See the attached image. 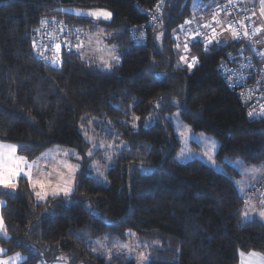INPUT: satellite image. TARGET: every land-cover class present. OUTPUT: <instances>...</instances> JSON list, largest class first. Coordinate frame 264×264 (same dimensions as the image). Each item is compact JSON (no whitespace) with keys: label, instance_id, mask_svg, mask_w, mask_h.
Masks as SVG:
<instances>
[{"label":"trees","instance_id":"trees-1","mask_svg":"<svg viewBox=\"0 0 264 264\" xmlns=\"http://www.w3.org/2000/svg\"><path fill=\"white\" fill-rule=\"evenodd\" d=\"M158 1L0 0V142L13 143L15 154L27 160L54 144L83 153L89 145L85 133L114 136L126 145L103 178L90 175L83 162L68 203L63 196L37 202L24 176L13 182L15 189L0 186V216L9 237H0L4 255L20 252L22 264L62 257L69 264H134L125 254L109 259L93 251L94 238L126 239L128 230L147 264H236L240 252L264 254V220L241 216L249 197L264 206L256 187L264 177L241 194L232 167L220 172L199 159L176 160L179 143L167 117L177 110L194 130L213 136L217 157L264 164V118L247 115L216 70L239 43L216 41L204 51V38L187 42L193 0H165L144 39L134 40ZM92 7L108 9L111 18L73 14ZM43 18L56 20L63 42L73 45L83 39L79 26L100 27L116 44L120 63L102 69L63 46L62 64L47 63L43 50L37 55L33 48ZM181 55L198 58L191 72L177 67ZM151 114L158 118L144 125Z\"/></svg>","mask_w":264,"mask_h":264},{"label":"rangeland","instance_id":"rangeland-1","mask_svg":"<svg viewBox=\"0 0 264 264\" xmlns=\"http://www.w3.org/2000/svg\"><path fill=\"white\" fill-rule=\"evenodd\" d=\"M195 0H193L194 3ZM199 1V0H198ZM203 2V1H202ZM245 2V1H244ZM262 0H259V7L262 9L263 5H262ZM208 3V2H206ZM213 7L215 8L216 12H219V8H217V4L213 3ZM104 10L106 12L111 13L108 9H104V8H75L73 9L74 11H82V12H88L90 10ZM261 9H260V14H261ZM91 18V17H90ZM111 18V17H110ZM95 21L98 20H105L103 18L101 19H94ZM109 20V19H107ZM79 28L82 30V36L83 39L81 41H79L78 43H83L84 48L83 49H79V52L81 54V56H83V58L85 60H89L92 61L93 63H95L96 65H98V67H101L102 69H104L101 65V57H103L104 59H108V53L110 50L113 49L114 46V53H117V46L116 44H112L110 42H108L103 34V31L100 29V27H95L93 29H89L86 26H79ZM220 43H226V39L223 38L221 40H219ZM77 43V44H78ZM177 113V110H174L173 112H171L170 114H167V117L172 116V114ZM150 117H152L150 119ZM157 119L158 117L155 115L153 116V114H151L144 122V125H147L150 121H152L153 119ZM179 120V124H180V129L179 131H183V126L184 125H188L187 123H185L179 116L178 118ZM171 123L173 125V130H174V134L178 140V148L176 150V153L174 155L175 159L178 156V154L181 152L182 149H186V152L184 154L183 158L180 159H176L180 162H184L187 160H191V159H199L201 160L203 163H205L206 165L210 166L213 170L215 171H220L223 172L226 170V166H230L232 167L236 173L238 174V180L237 181H241L244 180L246 184H251V182H254L256 177H251V176H246V177H242L239 173L238 170L235 169L233 164H230L229 161H237L240 160L239 157H231L228 155H224L223 157H217L216 153L218 150V147L213 149L210 143H206V142H197V137L199 136L200 133H204V132H200V131H196L194 130L190 125V129L191 131L189 132L188 136L185 139H181L179 132L176 129V124H177V120L176 119H171ZM195 134V135H193ZM205 136L207 137H212L213 136L204 133ZM88 136L91 138L92 142L90 143L89 141V145L87 146L86 150L82 153L78 150V148L75 147H70V146H66V145H59V144H54L51 147H48L46 149H44V151L42 153H40L38 156L27 160L30 164H32V168H31V176L33 181L36 180H41L45 182V189L41 190L39 185H36L35 187L30 186V188L32 189L33 192V196L34 199L37 202H42L45 201L47 198L51 197V190L54 187H57L58 185L62 184V181L60 179V173H64L65 176H67V169L64 167L63 162H67L70 164H84L86 165L87 169H88V173L90 175L95 176V171L93 168H91L90 166L93 164V162H96L97 167H99L100 171H102L103 173L107 170V168L109 167L110 161H108L107 159V155L109 154V150L104 149V150H98V152H96L97 149H94L93 152L94 154L89 158L87 157L85 154L89 151L90 148H92L93 143L96 144H114L117 146H120L122 142H118L115 140V137H106L105 134L103 133H99V132H92L89 133ZM124 144V143H123ZM4 145H14L13 143H5ZM123 147V146H121ZM121 147H116L114 149L111 150L112 155H114L119 149H121ZM65 150H73L75 151V153H77L80 157H83L82 160H77L75 156H73L71 154V152H69L68 155H65ZM10 151V149H0V152L4 153L5 155H7V153ZM16 153V151H15ZM14 153V156L16 157H21L20 155H16ZM47 153V155H42ZM98 154V155H96ZM209 155L211 156V159H209ZM241 161V160H240ZM35 162V163H33ZM247 166V167H246ZM252 165H244L243 163L240 165V167L243 168H250ZM79 170V169H78ZM77 170V173H78ZM24 171H28L27 168H24ZM76 173V175H77ZM21 176H24L23 174H21ZM26 179L27 177L24 176ZM103 178V177H100ZM17 180V178H13V182H15ZM28 183L29 180L27 179ZM48 181H51V183H47ZM238 186L236 185V188ZM246 188V187H245ZM48 192L49 195L46 196L45 199L40 200L37 199L35 192ZM66 202L68 203L69 201H71V199L65 198ZM260 207L264 208L263 205L258 204ZM245 214H247V218L251 217V214L249 212L246 211V209H243L241 216L244 218ZM129 233H132L131 235H129ZM127 237L126 239H118V238H113V239H109L107 241H105V248H99L98 245L94 244L93 242L96 240H101L103 241L104 238H94L92 240V245L93 248H97L98 250L96 252L101 253V254H108L109 250H112L113 248V244L119 242V244H126L128 245L127 249H124L123 251H112L111 253H118V254H125L129 257H133L134 258V264H142V254L144 256V258L147 260V255L146 252L143 251L142 249L139 248L137 241L134 237V234L131 230L127 231ZM21 254L20 252H14L8 255H4L3 257H0V259L3 260H7L10 257L14 258V264H22L20 262H23L26 260V258L24 257V255L21 254V256L23 257V259H15V254ZM33 264H69V262L65 259V258H60L56 261H51L50 263H41L40 261H36Z\"/></svg>","mask_w":264,"mask_h":264},{"label":"built area","instance_id":"built-area-1","mask_svg":"<svg viewBox=\"0 0 264 264\" xmlns=\"http://www.w3.org/2000/svg\"><path fill=\"white\" fill-rule=\"evenodd\" d=\"M165 0L156 2L149 11L148 21L140 28V33L134 35V40L142 41L148 25L154 24L158 20V12L162 8ZM257 0L251 6L241 7L238 0H219L217 8L227 17L224 24L218 18L217 12L212 18H206L200 22H196L186 28L187 42L200 40L205 36L212 35V28L218 33L221 29L224 32L235 30L239 34L238 39L229 41H237L238 47L233 51H227L223 61L216 66L218 75L223 80L228 90L235 92L238 100L245 107L247 115L254 111L258 116L261 112V106L264 105V28L259 33L253 24V16L257 15ZM155 18V20H154ZM154 20V22H153ZM45 21L46 23H41ZM39 26L35 29L34 41L36 44L35 51L37 55L43 50V57L47 63L53 57H59V53L54 49V45L59 43L65 47L64 39L58 34L57 21L51 18H43ZM209 24L211 28H204L203 25ZM231 25V28H229ZM263 27V26H262ZM228 31H227V30ZM247 32V36L244 32ZM200 32L201 35L196 39H190L194 33ZM143 34V36H142ZM72 45L74 42H70ZM47 51H44V49ZM64 49L69 50L68 47ZM54 56H51V55ZM230 70V71H229ZM233 73L241 74V79L237 83L235 79L229 80L228 76ZM250 116V115H249ZM261 188V194H264V182L256 186ZM264 199V196L262 197Z\"/></svg>","mask_w":264,"mask_h":264},{"label":"snow or ice","instance_id":"snow-or-ice-1","mask_svg":"<svg viewBox=\"0 0 264 264\" xmlns=\"http://www.w3.org/2000/svg\"><path fill=\"white\" fill-rule=\"evenodd\" d=\"M262 3H264V0H262ZM62 11L65 12H73V10L71 9H63ZM262 14H264V8H262ZM73 14L77 15V16H87V17H91L94 19H110L111 17V13L106 12L104 10H90L88 12H82V11H74ZM155 20V18H154ZM153 20V22H154ZM46 23L45 21L41 22ZM190 21L186 20L185 24H189ZM204 28H211V25L209 24H205L203 25ZM184 25H181V29L183 30ZM229 28H231V25H229ZM62 31V30H61ZM79 32V30H77ZM212 35L211 36H205L204 37V51H207L208 48L211 46L212 43L217 41V32L214 28H212ZM201 33L200 32H196L193 34L192 37H190V39H196V37L200 36ZM244 35L247 36V32H244ZM143 36V34H142ZM232 38L233 39H238L239 38V34L237 31L232 30ZM157 39H159V36L157 37ZM65 47H68L69 50H71L73 47L77 49V51H79V49H81L83 47V43H78L75 45H72L70 42H66L65 43ZM33 48H36V44L34 42L33 44ZM177 48H179V45H177ZM184 51L185 53L188 52L189 46L188 43H184L183 45ZM54 49L56 50L57 53H59L60 49H61V44L57 43L54 45ZM41 58L43 59H48L47 57H43L41 54ZM81 58L83 59V56H81ZM101 59V65L103 68L105 69H111L114 65L119 64L120 63V57L119 55H116L114 53V46L113 49L109 51L108 53V59H104L103 57L100 58ZM198 58L193 56L191 57V59L188 58L187 55H181L179 58V62L177 64V67H182L184 65H186L187 70L189 72H191L193 70V68L198 64ZM49 63H51L53 66H58L60 64H62V60L59 59V57H53L49 60ZM230 71V70H229ZM227 79L232 80L235 79L236 82L238 83L241 79V74H237V73H233L232 75L228 76ZM170 103L172 105L175 106H179L180 102L178 100L173 99L172 101H170ZM157 107H159V105H157ZM250 116H254L257 115L256 112L251 111L249 112ZM259 115L264 118V105L261 106V112L259 113ZM153 116H155V114H153ZM152 117H150L151 119ZM179 112L172 114V116L168 117V119H176L177 120V124H176V129L179 132V135L181 137V139H185L189 132L191 131L190 126L189 125H184L183 126V131H179L180 129V124H179ZM134 119L139 120V117H134ZM109 124L111 123L110 121L108 122ZM133 127H135V125H133ZM195 135V134H193ZM85 139L88 140L90 143L92 142L91 138L87 135V133H85ZM197 142H206V143H210L212 148L215 149L218 147L217 142L215 141L214 138L212 137H207L204 135V133H200L199 136L196 138ZM121 146H126L123 144V142L121 143L120 146L114 145V144H96L93 143L92 148L89 149V151L85 154L87 157H91L94 152V149L97 150H104L107 149L109 150V154L107 155V159L108 161H111L113 158L112 152L111 150L116 148V147H121ZM10 149V151L7 153V155H5L4 153L0 152V186H3L5 188H11V189H15L16 188V184L13 183V178H18L21 176V174H23L24 176L27 177V179L29 180V185L32 187H35L36 185H39L41 190L45 189V182L41 181V180H36L33 181L32 176H31V168H32V164H30L27 161L26 157H16L14 156V153L16 151L17 146L16 145H2L0 144V149ZM69 152H71V154L73 156L76 157L77 160H82L83 157H80L77 153H75V151L73 150H65V155H68ZM186 152V149H182L181 152L178 154V156L176 157V159H180L184 157V154ZM42 155H47V153L42 154ZM209 159H211V156L209 155ZM35 163V162H33ZM230 164H233L235 169L239 171L240 175L242 177H246V176H251V177H256L262 170H264V164H262L260 167H256V166H252L250 168H241L240 165L243 163L240 160L237 161H229ZM64 167L67 169V176H65L64 173H60V179L62 181L61 185H58L57 187H54L51 190V196L52 197H60L63 196L65 198L70 197L74 192H75V184L77 182V170L81 168L80 164H70L67 162H63ZM91 168L94 169L95 171V177L94 178H100L104 176V173L102 171H100L99 167H97L96 162H93V164L90 166ZM143 167V166H142ZM24 168H27L28 171H24ZM226 175V173H225ZM47 183H51V181H48ZM238 187H237V191L240 192L241 194H243L245 187L251 186L250 184H246L244 180L241 181H235L234 182ZM35 195L37 197V199L43 200L46 198V196L49 195L48 192H35ZM262 196H264V194H261ZM247 203V202H246ZM261 203H264V199L261 200ZM262 216H264V212L260 213ZM244 218H247V214H245ZM132 233H129V235H131ZM0 237L4 238V239H8V235H7V230H6V225L4 223V219L2 216H0ZM108 240V237L105 236L104 240H96L93 243L98 245L99 248H105V241ZM128 245L126 244H119V242L113 244V248L112 250H109L108 255H109V259L111 258V252L112 251H123L124 249H127ZM97 248H93V251H97ZM5 250L4 249H0V253H3ZM242 256L244 255L243 253L241 254ZM250 257H259L260 254L255 253V252H250L248 254ZM15 259H23V257L21 256V254L17 253L15 254ZM0 264H14V258H9L7 260H3L0 259ZM142 264H147V260L144 258L143 254H142Z\"/></svg>","mask_w":264,"mask_h":264},{"label":"crops","instance_id":"crops-1","mask_svg":"<svg viewBox=\"0 0 264 264\" xmlns=\"http://www.w3.org/2000/svg\"><path fill=\"white\" fill-rule=\"evenodd\" d=\"M238 1H240L241 3H244L246 6H251L256 0H238ZM257 1H258L257 2V12L258 13H257V15L254 14V16H253L254 17L253 18V24L256 27V29L259 31V33H262L263 28H264V14H262V11L260 14L261 8L259 7V0H257ZM262 5H263L262 8H264V3H262ZM214 13H216V11H215V8L213 7L212 3H210V2L206 3V2L195 0L194 7H193L192 24H195L196 22H200L201 20H204L206 18H212V17L215 18V16H213ZM217 15L220 17V18H218L219 21L222 24H224L227 17L220 10H219V12H217ZM217 34H218L217 35V42H219V43H220L219 40H221L223 38H225L226 42H227L232 37L230 32L226 33L224 31H222L221 29L219 30V32ZM0 144L4 145V143H1V142H0ZM252 166L260 167L257 165H252ZM262 177H264V170H262L256 176V179L262 178ZM246 202L247 203H245L244 209H246V211L249 212L251 214V216H257V217L264 220V216H262L260 214L261 212H264V208H262L258 205L257 200L255 198L249 197V198H247ZM0 205H1V201H0ZM0 249H2V248L0 247ZM250 252L258 253V254H260V256L259 257H250L248 255ZM242 253L244 254L243 256L241 255ZM3 256H4V254L0 253V257H3ZM236 264H264V254L261 252H258L256 250H249V251L240 252L239 258H238V261Z\"/></svg>","mask_w":264,"mask_h":264}]
</instances>
